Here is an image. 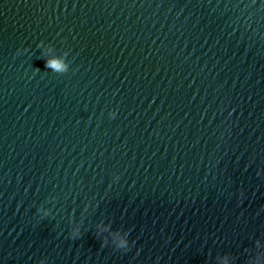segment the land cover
<instances>
[{
    "label": "water",
    "instance_id": "1",
    "mask_svg": "<svg viewBox=\"0 0 264 264\" xmlns=\"http://www.w3.org/2000/svg\"><path fill=\"white\" fill-rule=\"evenodd\" d=\"M257 253L264 0H0V264Z\"/></svg>",
    "mask_w": 264,
    "mask_h": 264
},
{
    "label": "clouds",
    "instance_id": "2",
    "mask_svg": "<svg viewBox=\"0 0 264 264\" xmlns=\"http://www.w3.org/2000/svg\"><path fill=\"white\" fill-rule=\"evenodd\" d=\"M42 46V45H41ZM51 49H49L50 51ZM63 55H67V53L65 52ZM46 67H52L53 66V61L48 60L46 61ZM55 66L60 70L61 74L65 73L68 71V64L64 61L63 56L61 58H59L56 61ZM109 118H115L116 113L115 111H109L108 113ZM258 175L260 174V172L258 171L257 173ZM119 177H117L118 179ZM101 231H108V226H102L100 228ZM70 233L72 236H78L79 233V225L78 224H71L70 227ZM110 235L113 237L112 242L115 244V246L119 249H124L127 250L129 248V241L127 239V233H119V232H111ZM105 242H107V240L105 239ZM259 241H257V247H259ZM40 264H44L43 261L40 262ZM222 264H227V260H223ZM250 264H264V257H262V255L260 253H257L255 258L250 262Z\"/></svg>",
    "mask_w": 264,
    "mask_h": 264
}]
</instances>
